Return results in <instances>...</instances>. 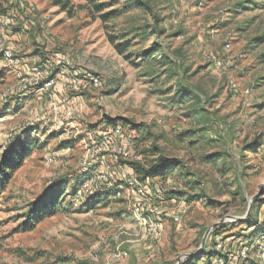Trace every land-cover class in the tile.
<instances>
[{"label":"rangeland","instance_id":"374dc122","mask_svg":"<svg viewBox=\"0 0 264 264\" xmlns=\"http://www.w3.org/2000/svg\"><path fill=\"white\" fill-rule=\"evenodd\" d=\"M95 1L113 15L103 20L89 0L65 8L0 0V14L12 19L0 24V38L23 56L61 57L101 79L81 94L80 114L56 127L48 97L37 100L0 57V162L17 142L37 141L0 194V264H110L117 248L126 256L113 264H208L209 248L227 241L252 243L249 259L264 264V232L244 222L261 216L264 231V0H144L149 10L135 0ZM154 17L163 32H152ZM154 42L179 59L169 84L164 70L153 77L140 60ZM111 125L133 137L130 150L103 146ZM159 155L182 164L145 179L129 164L149 167ZM136 176L149 182L143 199L131 190ZM87 180L92 189L74 205L71 186ZM51 189L55 210L25 229ZM135 215L158 216L161 237Z\"/></svg>","mask_w":264,"mask_h":264},{"label":"built area","instance_id":"2783aa9c","mask_svg":"<svg viewBox=\"0 0 264 264\" xmlns=\"http://www.w3.org/2000/svg\"><path fill=\"white\" fill-rule=\"evenodd\" d=\"M11 20L8 13L0 14V24H7ZM226 47H229V44ZM0 57L3 67L17 73V77L22 81L23 87L32 85L31 89H33L37 100L40 101L44 96L48 97L49 112L54 114L53 119L56 127L67 124L72 117L80 114V111L86 106L81 94L99 86L101 83L100 77L96 74L78 69L70 70L61 57H48L42 61L28 60L18 49L10 45L5 36L0 38ZM10 94V90H5L1 98H6ZM101 136L102 144L106 148H109L110 144L117 141L119 153L125 151L123 149L125 147L130 150L134 144L133 137L128 133L124 135L120 127L115 125H111ZM136 156L138 159L141 158L139 154ZM92 183V180H87L78 187L74 194V205H77L84 192L92 189ZM130 186L132 187L131 190L140 199L148 195L149 182L145 181L142 183L137 178V180L134 179V181L130 182ZM115 193L119 196L121 190L118 189ZM181 217V213H178L173 218L175 221H180ZM136 218L141 225H144L145 231L152 239L157 240L161 237L163 225L162 220L158 216H136ZM232 243L231 241H227L224 244L217 242L212 248H209L211 254L208 256V261H206L205 258L207 257H205L202 259L203 262L206 261L208 264H256L249 259L250 252L254 248L252 243L248 244L246 241H240L237 244L233 243L235 245ZM125 256L126 252L117 248L110 254L109 263L118 262Z\"/></svg>","mask_w":264,"mask_h":264},{"label":"trees","instance_id":"16d2710c","mask_svg":"<svg viewBox=\"0 0 264 264\" xmlns=\"http://www.w3.org/2000/svg\"><path fill=\"white\" fill-rule=\"evenodd\" d=\"M93 4L94 12H100L99 16L106 20L111 15H113L112 11L101 13V11L104 10L106 7L104 4H98L95 3V0H89ZM95 1V2H93ZM136 2H140V4L144 7H146V10L150 9V5L146 3L144 0H135ZM54 4H61L62 8H65L69 4V0H53ZM157 17H154V24L152 32H163L162 30L157 29ZM110 41L114 42V36H110ZM259 40H261V37H258ZM131 40V39H130ZM131 46L130 41H124L123 47H121L120 51L128 50V48ZM119 47V46H118ZM177 61L179 60L176 58ZM140 60L144 61L145 64L148 67V70L146 73L149 75L155 77V76H161L163 73L162 71L166 72V81L168 84L173 80V78L176 75V70L181 69L180 64L177 63V61H172L169 59L166 54L161 51L160 44L157 42H154L151 47L145 49L143 53L140 55ZM173 62V63H172ZM176 62V65H175ZM156 66V67H155ZM153 68H159L155 70ZM155 70V71H154ZM177 87H183L181 85V82L177 81L175 82ZM171 85H168L170 87ZM183 91V89H180V92ZM179 96V95H178ZM256 140V139H255ZM257 142V143H256ZM256 145H259L258 140L255 141ZM34 145H37L36 139H26L23 142H17L13 147L9 149V151L2 157L0 162V194L3 192V190L6 188V183L11 178V175L14 170H16L23 161L24 156L29 152L30 148ZM253 146L249 148L248 151L256 152L257 148ZM135 173L139 176V178H147V177H153V176H165L166 174L170 173L172 170V167H179L182 164V161L174 158H166L164 156H158L155 162L150 165L149 167L144 165L141 161H130L129 163ZM78 189V186H71V194H75L76 190ZM103 196V195H102ZM105 196V195H104ZM103 196V197H104ZM58 192L53 189H51L48 193H45V195L37 202V204L30 209V211L27 214L26 221L23 222V226L26 229V223L30 222V225L28 228L33 227L35 224H37L39 221H41L44 218V212H52L55 210V206L57 204L58 200ZM101 197V195H100ZM260 199V198H259ZM261 216H257L254 220L252 215L248 216V219L244 221L247 223L249 228L251 229V233H263L264 231L261 230L259 222ZM211 252L209 251L204 256L206 261H208V256H210ZM201 258H203V255H201ZM203 258V259H204ZM202 260V259H201ZM194 261V260H193ZM193 261H190L187 264H193Z\"/></svg>","mask_w":264,"mask_h":264},{"label":"crops","instance_id":"0c3cea01","mask_svg":"<svg viewBox=\"0 0 264 264\" xmlns=\"http://www.w3.org/2000/svg\"><path fill=\"white\" fill-rule=\"evenodd\" d=\"M25 57H26L28 60H31V61H33V60H34V61L40 60L39 57H38L37 55H30V56L26 55ZM28 87H32V85H28ZM28 92H30V94H31V93H33L34 91H33V89L30 88V89L28 90ZM31 97H32V95H31Z\"/></svg>","mask_w":264,"mask_h":264},{"label":"water","instance_id":"95a60500","mask_svg":"<svg viewBox=\"0 0 264 264\" xmlns=\"http://www.w3.org/2000/svg\"><path fill=\"white\" fill-rule=\"evenodd\" d=\"M248 216V215H247ZM246 217H243L242 219H245Z\"/></svg>","mask_w":264,"mask_h":264}]
</instances>
